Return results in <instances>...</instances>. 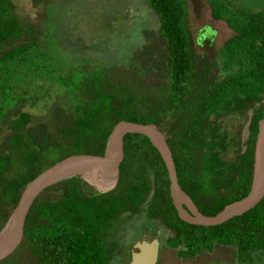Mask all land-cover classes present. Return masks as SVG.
<instances>
[{"label":"trees","instance_id":"16d2710c","mask_svg":"<svg viewBox=\"0 0 264 264\" xmlns=\"http://www.w3.org/2000/svg\"><path fill=\"white\" fill-rule=\"evenodd\" d=\"M30 1L35 13L22 20L14 0H0V233L27 181L67 155L102 154L120 119L151 122L164 133L178 182L202 213L215 214L246 195L257 121L264 115V99L257 96L264 93V10L206 0L212 15L236 32L219 49L220 71L216 59L192 45L188 0H146L158 27L144 32L125 65L66 63L46 28L52 0ZM254 99L238 152L223 159L234 138L219 131L212 115ZM124 149L110 189L99 191L74 174L35 197L14 251L28 253L24 264H109L128 215L160 222L167 229L165 244L182 257L220 244L234 246L239 261L248 264L253 254L264 256V196L220 224L185 222L149 138L127 133Z\"/></svg>","mask_w":264,"mask_h":264},{"label":"rangeland","instance_id":"374dc122","mask_svg":"<svg viewBox=\"0 0 264 264\" xmlns=\"http://www.w3.org/2000/svg\"><path fill=\"white\" fill-rule=\"evenodd\" d=\"M14 1L22 20L33 17L35 9L30 0ZM231 1L264 10V0ZM45 11L52 48L69 65L84 62L125 65L133 51L143 44L144 32L158 27V18L146 0H52ZM187 27L196 53L216 59L222 71L219 49L236 32L224 19L212 15L206 0H201L197 11H193L188 2ZM257 96L264 99V93ZM255 102L256 99L246 101L242 108L218 110L212 115L219 131L234 138L233 147L222 155L223 159H231L238 152L237 146L240 138L247 134L251 105ZM74 174H80L99 191L110 189L116 180V172L103 169H81L66 176ZM166 235L167 229L160 222L143 215H128L117 231V247L109 264L126 262L141 242H151L155 238L159 240L156 264H248L239 261L234 246L224 244L191 258L179 256L175 248L165 244ZM253 258L252 264H264L263 255L253 254ZM28 260V253L20 249L0 264H24Z\"/></svg>","mask_w":264,"mask_h":264},{"label":"water","instance_id":"95a60500","mask_svg":"<svg viewBox=\"0 0 264 264\" xmlns=\"http://www.w3.org/2000/svg\"><path fill=\"white\" fill-rule=\"evenodd\" d=\"M188 1L193 11H197L201 6V0ZM127 133H140L147 136L158 150L167 170L172 203L177 216L185 222L200 225L220 224L234 216L243 215L264 196V115L257 121L253 150V178L250 189L242 198L227 204L215 214L202 213L182 190L178 182L172 153L164 133L159 130L157 125L151 122L142 123L120 119L114 124L102 154L77 153L67 155L40 171L24 184L5 226L6 229L12 221L11 236L5 244L0 245V261L13 253L22 242L28 210L35 197L48 185L81 169H103L116 172L117 176L119 164L125 158L124 140ZM158 251L159 240L157 238L151 242L143 241L131 252L130 258L122 264H156Z\"/></svg>","mask_w":264,"mask_h":264},{"label":"bare ground","instance_id":"6f19581e","mask_svg":"<svg viewBox=\"0 0 264 264\" xmlns=\"http://www.w3.org/2000/svg\"><path fill=\"white\" fill-rule=\"evenodd\" d=\"M11 222L9 226L0 235V245L5 244L11 236V233H12V223Z\"/></svg>","mask_w":264,"mask_h":264},{"label":"flooded vegetation","instance_id":"af4514ba","mask_svg":"<svg viewBox=\"0 0 264 264\" xmlns=\"http://www.w3.org/2000/svg\"><path fill=\"white\" fill-rule=\"evenodd\" d=\"M157 259H158V257H157ZM157 262V261H156Z\"/></svg>","mask_w":264,"mask_h":264}]
</instances>
